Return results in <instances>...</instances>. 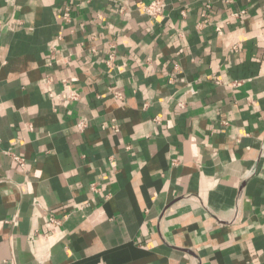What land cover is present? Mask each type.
Segmentation results:
<instances>
[{"label":"crops","instance_id":"1","mask_svg":"<svg viewBox=\"0 0 264 264\" xmlns=\"http://www.w3.org/2000/svg\"><path fill=\"white\" fill-rule=\"evenodd\" d=\"M148 2L0 0V264H264V0Z\"/></svg>","mask_w":264,"mask_h":264},{"label":"built area","instance_id":"2","mask_svg":"<svg viewBox=\"0 0 264 264\" xmlns=\"http://www.w3.org/2000/svg\"><path fill=\"white\" fill-rule=\"evenodd\" d=\"M169 1L170 0H150V2H148L144 6L143 12L146 16L151 17V18L161 16L164 13L165 8L168 5ZM124 8H125V5H122L121 10L123 11ZM205 8L209 11L211 8V4L207 3L205 5ZM207 10H206V12H207ZM186 11H187L186 9L181 10V13L183 16L186 15ZM60 12H61L62 18H64L65 20H70L71 17H70V12H69L68 7L62 8L60 10ZM206 12L202 14L204 17L207 15ZM244 12H245V10H241L239 12H234L232 14V16L233 17H239ZM217 30L220 31L221 28L217 27ZM113 61H114V54H110L109 58L107 59V64L109 66H111L113 64ZM240 82H241V80H235L234 82H232V85L237 86L240 84ZM66 95L72 101H77L80 98V94L75 90L67 91ZM118 95H120V94H118ZM178 104L180 106H184L185 102L181 100V101H178ZM145 106H147V104H145ZM81 124L85 125V120H82ZM16 158H18V157H16ZM90 186H91V190H93V191L99 190L98 186H97V182H92ZM50 220L54 223H60L61 222V220L59 218H57L55 215L50 216Z\"/></svg>","mask_w":264,"mask_h":264}]
</instances>
